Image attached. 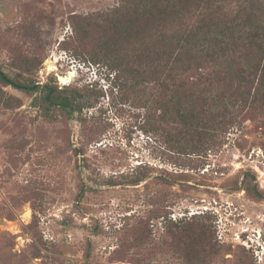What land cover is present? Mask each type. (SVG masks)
<instances>
[{
  "label": "rangeland",
  "instance_id": "1",
  "mask_svg": "<svg viewBox=\"0 0 264 264\" xmlns=\"http://www.w3.org/2000/svg\"><path fill=\"white\" fill-rule=\"evenodd\" d=\"M217 4L264 19V0ZM116 5L0 0V69L81 107L0 83V264H264V114L231 108L197 152L172 149L167 125L146 132L148 89L91 60L95 26L83 42L73 32V17Z\"/></svg>",
  "mask_w": 264,
  "mask_h": 264
},
{
  "label": "trees",
  "instance_id": "2",
  "mask_svg": "<svg viewBox=\"0 0 264 264\" xmlns=\"http://www.w3.org/2000/svg\"><path fill=\"white\" fill-rule=\"evenodd\" d=\"M218 2L117 0L107 11L72 18L80 42L89 39L90 27L101 31L91 60L110 62L122 89H148L141 104L152 112L145 131L167 125L174 150L197 152L215 143L240 114L233 108L264 114V19L247 8L225 15ZM0 83L26 94L44 89V103L69 116L81 110L75 93L60 96L58 88L16 80L1 69ZM244 190L261 197L257 189Z\"/></svg>",
  "mask_w": 264,
  "mask_h": 264
},
{
  "label": "bare ground",
  "instance_id": "3",
  "mask_svg": "<svg viewBox=\"0 0 264 264\" xmlns=\"http://www.w3.org/2000/svg\"><path fill=\"white\" fill-rule=\"evenodd\" d=\"M73 75L72 74H70L69 75V77H72ZM69 77H67V78H64V77H60V81L64 84V83H66V82H68V80H69ZM26 215H27V212H26ZM25 215V216H26ZM29 217V216H28Z\"/></svg>",
  "mask_w": 264,
  "mask_h": 264
}]
</instances>
